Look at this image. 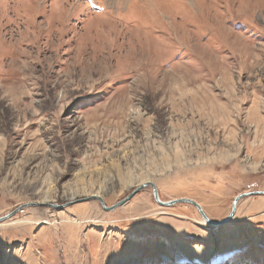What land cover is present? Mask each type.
I'll return each mask as SVG.
<instances>
[{"label":"rangeland","instance_id":"rangeland-1","mask_svg":"<svg viewBox=\"0 0 264 264\" xmlns=\"http://www.w3.org/2000/svg\"><path fill=\"white\" fill-rule=\"evenodd\" d=\"M147 181L264 190V0H0V264H264V194L60 207Z\"/></svg>","mask_w":264,"mask_h":264},{"label":"water","instance_id":"water-1","mask_svg":"<svg viewBox=\"0 0 264 264\" xmlns=\"http://www.w3.org/2000/svg\"><path fill=\"white\" fill-rule=\"evenodd\" d=\"M146 186H150L151 187L154 200L159 205H161V206H171L173 204L180 203V202H182V203L184 202V203L191 204L198 211V213L200 214V216L204 220V222H206L207 224L212 225V226H219V225H223L226 222H228L233 217V215H234V213L236 211L237 203H238V201L241 198H243L245 196L253 195V194L254 195L255 194H264V190L249 191V192H243V193L238 194L233 199V202H232V205H231V209H230V212L228 213V215L226 217H224L223 219L218 220V221L211 220L207 216V214L205 213V211L202 208V206L198 202H196L195 200H193L191 198L183 197V198H176V199L167 200V201L161 200L160 197H159V194H158V188H157V186L153 182H145V183H142V184L137 185L133 190H131V192L126 197H124L122 200L116 202L115 204H113L111 206H106L104 204L103 199L100 196H94L93 195V196H89V197L78 198V199H75V200H72V201H68L65 204H62L60 207L67 206V205L72 204V203H75V202H82V201H87L89 199H96V200H99V202L101 203L102 208L104 210L110 211V210H114L116 207L121 206L124 203H126L132 196H134L138 191H140L142 188H144ZM25 205H43V204L26 203L23 206H25ZM47 206H52L53 207L54 205L47 204ZM21 207L22 206H20L17 209L9 212L6 215L0 217V221L4 220L6 218L11 217ZM54 207H56V206H54Z\"/></svg>","mask_w":264,"mask_h":264},{"label":"bare ground","instance_id":"bare-ground-1","mask_svg":"<svg viewBox=\"0 0 264 264\" xmlns=\"http://www.w3.org/2000/svg\"><path fill=\"white\" fill-rule=\"evenodd\" d=\"M147 182H148V181H147ZM144 183H145V182H144ZM92 196H93V195H92ZM94 196H97V194H95ZM73 199H74V198H72V197L70 198V200H73ZM46 201H47V200L45 199V200H43L41 203H42V204H46ZM41 203H39V204H41Z\"/></svg>","mask_w":264,"mask_h":264}]
</instances>
